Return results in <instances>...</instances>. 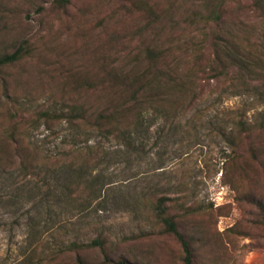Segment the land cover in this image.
<instances>
[{"label": "rangeland", "instance_id": "obj_1", "mask_svg": "<svg viewBox=\"0 0 264 264\" xmlns=\"http://www.w3.org/2000/svg\"><path fill=\"white\" fill-rule=\"evenodd\" d=\"M256 1L0 0V56L22 47L21 58L0 70V148L7 152L15 153L25 134L26 144L59 148V119L39 113L106 106L113 75L144 65L151 50H165L169 64L190 71L189 110L155 118L140 152L92 136L102 161L89 174L102 190L89 205L59 200V172L19 182L0 170V264H43L59 239L87 241L106 230L115 258L184 264L180 242L156 223L152 208L133 207L135 196L154 187L188 196L191 208L170 213L196 264H264V220L255 204H264V130H232L236 112L247 109L242 116L253 123L264 104L255 103L253 91L233 87L231 77L202 71L223 40L264 50V9ZM193 50L202 59L173 58Z\"/></svg>", "mask_w": 264, "mask_h": 264}, {"label": "trees", "instance_id": "obj_2", "mask_svg": "<svg viewBox=\"0 0 264 264\" xmlns=\"http://www.w3.org/2000/svg\"><path fill=\"white\" fill-rule=\"evenodd\" d=\"M256 5L259 9H264L263 0L256 1ZM21 56L22 47L1 55L0 70L3 66L18 61ZM173 58L175 61L184 58L198 61L202 56L200 50H193L182 51L181 54L173 52ZM202 71H213L212 78L218 80L231 77L233 87L253 91L255 103L264 104V50L256 46H231L230 40H223L215 47L209 69L204 68ZM188 76L190 71L180 69L177 63L169 64L165 50H151L144 65H130L122 70L121 75H113V95L106 106H96L88 111L83 106L71 105L65 110H59V114L50 110L41 111L39 116L44 120L59 119V148L49 150L38 143L32 146L30 141L28 144L24 142L28 140L26 134L20 136L15 153L0 148L1 172L16 180L22 178L19 182L26 181L28 175L47 176L59 172V188L62 192L59 200L67 198L70 202L74 201L75 207L78 205L80 208L89 205L93 199L101 197L99 193L102 190L98 177H91L89 174L102 161L99 154L101 145L89 144L92 136L96 135L103 140L114 139L127 148L126 153L140 152L146 146L155 118H169L171 115L185 114L189 110ZM243 111L236 112L238 118L235 116L233 119L235 123L232 130L240 133L254 129L264 130V110L259 112L253 123L242 116L247 109ZM31 151L37 156L31 157ZM9 162L12 168L7 166ZM61 177L64 178L62 185ZM78 189H85V194L75 195L74 190ZM179 189L180 186L175 192ZM158 190L159 188L154 187L143 196H135L133 207L143 205L144 208H152L156 223L163 226L165 233L173 235L180 242L184 264H196L191 242L181 230L175 215L170 213V208L174 207L191 208L188 196L182 192L170 195ZM255 204L261 210L264 220V204L260 201H255ZM106 231H100L87 241L78 238L70 241L59 239V243L52 246L55 247L54 250L41 258V262L48 264L58 257H72L74 264H140L124 257L112 256L110 236L104 233ZM60 234L59 231V236ZM97 250L102 255V260L87 258L88 254Z\"/></svg>", "mask_w": 264, "mask_h": 264}]
</instances>
